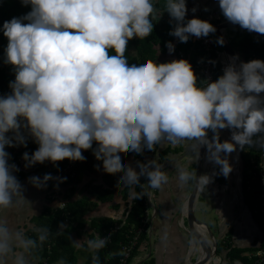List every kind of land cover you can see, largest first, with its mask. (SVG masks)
<instances>
[{"label": "clouds", "instance_id": "9594fccd", "mask_svg": "<svg viewBox=\"0 0 264 264\" xmlns=\"http://www.w3.org/2000/svg\"><path fill=\"white\" fill-rule=\"evenodd\" d=\"M218 2L230 23L264 35V0ZM21 3L30 4L31 11L4 21L0 29L8 38L5 63L15 71V80L9 83L11 93L0 96V264H39L38 252L51 234L49 228L21 227L9 218L17 209L32 207L13 174L19 168L9 164L6 151V146L26 147L25 132L39 145L31 155L23 154L25 168L46 161L56 165L66 158L82 162L86 160L82 150L92 149L103 162V170L111 175L123 173L119 183L133 190L136 186L144 189L142 176L152 189L171 182L186 186L189 181L207 186L211 178L177 166L176 176L170 178L157 160L140 164L137 171L122 163L120 153L140 154L157 145L194 141L192 147L198 151L207 146L210 160L221 165V173L228 176L232 166L221 153H231L236 145L264 148V60L241 62L238 68L229 64L217 80L199 84L187 59L128 64L129 40H143L153 32L157 19L154 0ZM165 11L175 22L170 35L180 42L216 32L206 19L193 17L185 22L186 0H166ZM217 43L224 45V38L219 37ZM166 46L174 51L171 42ZM110 50L116 54L110 55ZM225 128L233 130L232 139L220 142L219 131ZM209 131L215 133L211 140ZM28 179L43 189L50 180L64 182L67 178L47 173L42 179ZM32 214L36 215L34 209ZM30 231L34 237L28 235ZM110 239V235L89 233L72 244L92 254L91 264H102L98 253ZM215 264L226 262L217 257Z\"/></svg>", "mask_w": 264, "mask_h": 264}, {"label": "crops", "instance_id": "0c3cea01", "mask_svg": "<svg viewBox=\"0 0 264 264\" xmlns=\"http://www.w3.org/2000/svg\"><path fill=\"white\" fill-rule=\"evenodd\" d=\"M186 2L188 8L186 15L190 19L193 17L207 19L209 11L220 9L218 0H186ZM193 7L197 8L196 12L192 11ZM172 60H177L176 54L168 50L167 53L159 56L158 63ZM209 134L215 135L213 131L208 132V137ZM219 135L231 141L229 133L220 130ZM194 143V141H185L178 145H159L153 153L152 160H157L163 165L170 178L177 174L175 166L186 168L190 172L196 171L198 149L192 147ZM246 153H248L246 150L241 151L236 147L231 153H221L222 156H226L232 166L230 174L224 176L221 173L222 166L210 160V154L206 148L203 175H208L211 180L207 186L201 184L197 206L211 227L217 242L216 255L209 264H215L217 257L222 258L226 264H236L237 261L239 264H253L252 258L263 243V230L242 194L244 157H246L243 154L246 155ZM253 156L252 152L248 153L251 161L254 160ZM121 158L126 167L131 165L137 171L140 170V164L144 163L142 158L134 152L121 153ZM80 171V181L77 183L76 192L72 195L73 199L89 196L91 201L98 203L95 209L87 214V226L74 234V240H83L87 234L92 233L89 227L92 219L108 218L120 221L126 219L136 195V188L133 190L122 182L121 186L115 190L114 198L102 202L99 200L97 188H101L102 191L104 188H109L108 173L103 170V164L99 167L92 165L88 168L82 167ZM17 179L23 186L24 196L31 201L36 212V215L32 214L33 209L30 205L13 212L9 217L10 220L14 225L21 227L34 225L33 220L43 214L46 209H56L61 206L73 186H64L61 191L55 189L58 195L55 197L51 196L52 190L48 187L38 189L29 182V179ZM144 180L148 200L146 226L148 239L147 244L141 248V252L135 258L138 261L135 263L144 264L151 261V264H187L193 242L183 212L186 215L184 204L195 185H191L192 181H189L186 186H178L175 182H171L161 189H152L147 186L146 177ZM228 243L233 249L241 252L238 259L229 258ZM90 256L91 253L81 249L80 264H85ZM135 263L132 262V264Z\"/></svg>", "mask_w": 264, "mask_h": 264}, {"label": "trees", "instance_id": "16d2710c", "mask_svg": "<svg viewBox=\"0 0 264 264\" xmlns=\"http://www.w3.org/2000/svg\"><path fill=\"white\" fill-rule=\"evenodd\" d=\"M165 2L166 0H154L157 8V19L153 21L154 29L152 34L143 40L138 37H134L133 39L129 40L125 52V56L128 59V64H136L139 66L149 59L153 60L154 62H158L159 56L168 52L169 48L166 45L168 42H171L174 45L176 58L187 59L192 64V67L198 77V83L206 84V78L204 74H202L197 68V66L208 55L205 46L202 42L197 41L195 36H191L187 42H180L177 37L170 35V31L175 26V22L171 21L169 14L165 11ZM30 11L31 5L29 4L25 6L21 3V0H0V29H2L4 21L11 20L13 17H22ZM211 12L212 11H209L208 14ZM188 19L190 18H188L186 15L185 22H187ZM24 23H28V21H24ZM229 34L231 45L244 59V62L250 61L252 59L264 60V39L254 37L238 29L229 30ZM209 36H211L213 39L212 54L215 67V81L223 74L220 69L221 62L219 57L216 55L215 50L223 51V48L222 45L217 43V37L215 33H212ZM7 44L8 38L3 35V31H0V96H6L11 93L12 90L9 87V83L10 81L15 80L14 67L5 63V49ZM115 54L116 53L114 50H110V55ZM221 130L229 133V137L232 139V129L225 128ZM8 135L11 136L12 133L10 132ZM25 135L27 136L26 147L23 145H18L16 147L6 146V151L10 153L9 162L17 161L19 157L23 156L25 152L31 155L35 152V150L38 149L39 145L34 142L33 138L28 136L27 132H25ZM209 135L210 140L215 137V135ZM219 139L220 142L228 140V138L223 139L221 135H219ZM257 145L245 146L243 148H241L239 145H236V148L240 149L241 151L246 150L248 153H250L253 149H256ZM96 147L97 145L95 148ZM158 147L159 145L156 146V148L153 150V153ZM145 150L151 151L146 148ZM248 153H246V155L243 154V156L246 157H244L245 170L243 175L242 194L252 214L259 222L260 228L263 230V243L258 249L260 250L264 247L263 219L262 215L257 212L260 191L257 181L249 183L253 177L251 165L254 162L248 158ZM69 161L70 160L66 158L63 161L56 162V165H54L51 161H46L43 164L37 163L36 165L28 167L27 169H30L35 173L44 175L50 173L53 175L55 172L61 170ZM255 163L258 164V161L256 160ZM102 164L103 162L101 160L92 158L86 159L84 162L78 163V165H76L70 173L64 175V177L67 178L64 182L47 183V187L52 190L50 191L51 196L56 195V192L61 191V188L64 186H73L70 189V194L66 195L63 205L56 207V209H46L43 214L33 220V223L36 227H46L51 230L49 239L44 244L42 250L38 252V256L40 258L39 264H57V262L61 259L65 260L66 264H80L81 250H77L73 246V236L75 233H78L80 229H84L87 226V214L95 209L98 202L91 201L89 196H83L75 200L73 199L72 195L76 192L77 183L80 181V168H88L90 165L101 166ZM252 169L256 174L259 173L258 168ZM13 174L19 179H28L30 177L29 174L17 171H15ZM121 176V173H117L115 175L108 174L107 184H109V188H104L103 191L101 188H97L100 201L105 202L114 198L115 190L122 184V182L119 183ZM140 182L141 184H145L143 176L141 177ZM56 185H58V187ZM191 185L194 186L195 181H192ZM145 187L143 190L139 186L136 187V195L132 206L127 212L126 219L120 221L108 218H95L90 221L89 227L92 230V233H98L101 237L109 235L111 236L107 246L98 253L102 264H120L121 258L124 255H120L119 253L122 252L123 246L128 245L131 242L132 238L139 229L143 228L144 230L141 232L139 245L132 253V260L135 259L141 252V248L147 244L148 238L146 226L148 224V203ZM55 189L57 191H55ZM28 235L34 237L35 233L30 231ZM227 247L230 249V259H238L240 257V251L233 249L229 243ZM91 256L85 264H91ZM256 259L257 258L254 256L252 258V263H254ZM144 264H151V261Z\"/></svg>", "mask_w": 264, "mask_h": 264}, {"label": "built area", "instance_id": "2783aa9c", "mask_svg": "<svg viewBox=\"0 0 264 264\" xmlns=\"http://www.w3.org/2000/svg\"><path fill=\"white\" fill-rule=\"evenodd\" d=\"M206 20L210 21L213 25H217L218 23L228 21L224 17V15L220 9L214 10L211 13H209L208 18ZM195 39L197 41H200L203 43V45L205 46V49L208 53L207 57L197 66V68L199 69V71L202 74H204V76L206 78V83L212 82V81H214V69H215L214 63H213V54H212L213 39L211 36L201 37V38L195 37ZM215 53L219 57V60L221 62L220 69H221V72L223 73L224 69L229 64L225 58L223 51L215 50ZM261 96H264V93H261ZM96 145L97 144L94 142L93 143V149H95ZM82 152H83V155L86 157V159H91V158L96 159L92 149L82 150ZM133 152L135 154H137L135 151H133ZM252 153L254 154V156H253L254 157V160H253L254 163L251 165L253 177L251 178L249 183H253L254 181L255 182L257 181L259 184L260 195H259V199H258L259 206L257 207V212L260 215H262L263 225H264V148L257 145L256 149L252 150ZM137 155H139L142 158L144 163H147L149 161H152L153 150H151V151L144 150L142 153L137 154ZM256 160L258 161V164L255 163ZM80 162L81 161H69L61 170L55 172L52 176L56 177V178H63L65 174L70 173L74 169V167L76 165H78V163H80ZM82 162H84V161H82ZM25 163L26 162L23 159V156L19 157V159L17 161L9 162V164L17 165V167L19 168V171H17V172L29 174L30 177L39 176L41 179L43 178L44 174L35 173V172H32L30 169L25 168ZM252 168H254V169L258 168L259 173L256 174ZM48 182L55 183V182H60V180L59 179H53V180H50ZM145 193L147 195L146 187H145ZM54 196H56V195H54ZM63 203H64V201L61 203V205H63ZM147 203H148V200H147ZM143 230H144L143 228L139 229L137 231V233L135 234V236L132 238L131 242L128 245L123 246L122 252H123L124 256L121 258L120 264H132V262L135 260V259L132 260V253L137 248V246L139 245L140 235H141V232ZM255 257L257 259L253 264H264V247L256 252Z\"/></svg>", "mask_w": 264, "mask_h": 264}, {"label": "water", "instance_id": "95a60500", "mask_svg": "<svg viewBox=\"0 0 264 264\" xmlns=\"http://www.w3.org/2000/svg\"><path fill=\"white\" fill-rule=\"evenodd\" d=\"M215 27L217 39L221 36L224 38L225 43L222 45V48L228 64H235L237 68L241 62H244V59L233 48L230 40L227 38L226 32L228 30L238 29L254 37L264 39V35L249 32L248 30L241 28L238 24H232L229 21L218 23ZM206 148L207 146L203 145L198 151V159L196 163V172L198 176L203 175ZM200 189L201 185L198 186L195 182L193 192L184 204V211L186 212V215L184 212L183 215L190 231V238L193 242V247L190 249L187 264H209L216 255L217 250V242L214 239L215 237L211 227L206 222L205 218L204 220H201L197 216V212H201L197 206Z\"/></svg>", "mask_w": 264, "mask_h": 264}, {"label": "rangeland", "instance_id": "374dc122", "mask_svg": "<svg viewBox=\"0 0 264 264\" xmlns=\"http://www.w3.org/2000/svg\"><path fill=\"white\" fill-rule=\"evenodd\" d=\"M227 33H228L227 38L230 39L229 30H228ZM197 216H198L201 220H204V217H203V215L201 214V212L198 211V212H197ZM141 261H142V260H141ZM133 262L135 263V262H138V261L135 259ZM135 264H137V263H135Z\"/></svg>", "mask_w": 264, "mask_h": 264}]
</instances>
